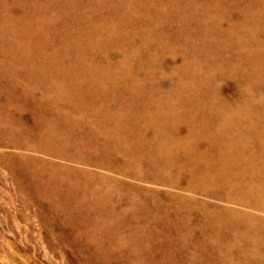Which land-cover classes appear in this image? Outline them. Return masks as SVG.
<instances>
[{"label":"bare ground","instance_id":"6f19581e","mask_svg":"<svg viewBox=\"0 0 264 264\" xmlns=\"http://www.w3.org/2000/svg\"><path fill=\"white\" fill-rule=\"evenodd\" d=\"M58 1H61V0H58ZM75 2L77 4V1ZM254 2L255 1H252L251 4L252 3L254 4ZM57 3H60V2H57ZM228 3L231 4L230 0ZM236 4H237L236 2H233V6H235ZM37 5L39 4H36V6ZM177 5L179 6L183 5V7L187 9L183 11L179 10ZM225 5L228 6L226 3L224 4L221 3V8H220L221 13L220 14L227 13L229 7L227 9ZM191 6H192V3L188 1L182 3L181 0H116V8L114 7L115 15H113L115 16V18L113 17L114 18V19L112 18L113 20L111 19L106 20L107 26H111L112 29L106 30L107 31L106 33L104 32L105 30L103 28L102 29L104 30L103 31L104 39H107V42L120 43L122 47L124 46L125 51H123L124 53L123 61L117 62V63H113V62L111 63L110 61H107V66L105 67L94 66L86 62L84 58V54H86V51H84V49L88 48L89 45L87 46L84 44V36L90 32V29L89 28L84 29L80 27L82 30L84 29L83 32L81 31L82 36H80L81 35L80 34L78 35L80 36L79 38H76V39L68 38L67 39L68 44H74L78 47V48L76 47L78 49L76 53L78 57H81V58L77 57V61L79 59L81 60V62L77 63L75 67L73 66L75 71L73 72V74H70L71 77L67 76L69 79L66 82L59 83L56 81H46L45 76H43V74L39 72L42 69L38 66H35V65L33 66L30 64L33 60L31 59L32 56L29 57L28 55L29 50L28 51H19V50L16 51L15 49L13 50V47H11L12 51H5L7 53L5 54L9 55V58L7 59H10V60L4 67V71H5L4 74L8 76V75L15 74L16 72L18 73L19 71H24V74H26L24 78L27 81V85L39 87L41 89L42 94L43 95L45 94L47 98H39V99L34 98L33 101L37 105L38 115L37 117H35L36 120H34L33 123L29 122L27 124H24L23 122L25 121L21 122L18 118L13 117V116L12 118L11 116L10 118H7V119L5 118V121L0 120V146L1 145L2 146H13V147L25 148V149L26 147H29V148L40 150L41 152L49 151L48 153L53 152L55 154L61 155L60 157L63 160H66V159L62 158V156L64 157L66 156L71 159L83 161L84 164H86L85 162H91V165H89L90 167L92 166V164L101 165L99 167H102V166L107 167L121 174H125V176L127 175V176H130L131 178H134V181L135 179H138L140 181L145 180V182L149 181L153 184H163L165 186L166 185L169 186L166 189L170 187H185L187 190H190L191 192H194V193L209 195L215 198H219V199L221 198V199H225V200L237 203V204H241V206L243 205L245 207V208L243 207L242 211L231 209V208H221V209L216 208L213 212H215L216 213L215 215L217 216L215 215L207 216L205 218L206 220L204 219V222L210 225L216 226L215 228L217 230L226 229L228 227L230 229L236 230L237 232L243 231L242 233H244L245 231L247 233L246 243H242V242L239 243V241L234 239L235 243H233L231 246L229 247L222 246L220 243H218L220 240L223 239L219 235V236H216L215 238L216 243L214 244L210 243L211 245L208 244V246L209 248L211 247L212 251L225 249L223 255L219 254L220 257L229 258L230 256L229 252L232 251L233 253L234 251L235 254L238 253V254H241L242 256H247V255L254 256L256 264H262L264 263V235H261V233L263 234L264 232V143L261 140H257V138L264 136V125L259 126V128L258 127L249 128V129L246 128L244 130H236L232 128H219L217 130H220V131H217L215 133L216 135H214V137H216V139L219 138V140H216L215 138L213 139L207 138L208 140L206 138H203L202 140L194 141L192 140L193 138L189 137L190 136L189 129L181 128L182 126H184L183 124H185L186 122L190 120H195L196 118H201L202 120H207V121L214 119L216 121L221 122L225 120V118L227 117L223 114H219L217 116H209V115L204 114L198 117L197 115L187 116L185 114H181L175 111V109L172 108L170 105L171 99H172L171 97H173L172 95L167 94L165 90H162V89L151 91V90H154V88L157 85L161 84L160 82L162 81L159 75L154 74L160 68H159V61L157 62V60H155L154 56L152 55L153 51L158 52L159 48L163 49L167 45H172V46L175 45V47L182 46L183 48L182 51H184L187 57L186 60H183L185 61V63L183 62L185 66L183 68V73L181 72V75L183 74V77L181 78L182 81L194 82V81L199 80L202 83L212 84L216 86V89L214 90V93H213L214 97L224 102L227 100L234 99L233 98L234 95L232 97L225 95L223 91L220 89V87L218 86V81L221 79L230 78V76H235L236 80H238V89H239L238 93L235 92L238 95L237 97H244L246 99H253L255 101H261V103H264V94L259 95V93L257 92L259 89L264 88V51H255V54L252 57L248 58L247 61L250 62V65H249L250 67L246 68L248 69V74H246L240 67L237 68L235 58H232L228 66H225V65H221L220 67L218 66L219 67L218 73L214 76H211L213 68H211L210 65L212 64L220 65V60L217 62L215 60L210 59L209 56L204 57V55L199 54L197 51H186L190 47L196 46L197 43H195L194 41H191L188 36L176 35V34H173L172 32V29L175 24L174 22L175 19H178V21L179 20L196 21L199 19L205 20V16H204L205 9L203 10L194 9V11L190 13L188 11L190 10ZM112 7L113 6H111L110 8ZM38 9H40V7ZM85 15H87V13ZM69 17L71 16L69 15L68 18ZM68 18L67 20H69ZM250 19L254 21H264V15L254 16L252 14L250 15ZM57 21L58 20H56V22ZM71 21L73 22L74 20H71ZM68 23L66 25H68ZM75 28L77 29V27ZM45 32H48V31L45 30ZM74 33L76 32L74 31ZM22 35H23V32H22ZM87 35H90V33ZM134 36H137V40L134 39ZM26 37L29 38L30 36L29 37L26 36ZM99 38L101 39V37ZM50 41H53V39ZM27 43L29 44V42ZM66 44H65V47H66ZM9 46H12V44ZM259 47L264 48V44L259 45ZM110 49L111 47L109 48V50ZM43 51H39L40 55L44 54ZM1 54H4V53H1ZM48 54L50 55V53H47V55ZM47 55L44 54L43 56H47ZM103 55H106V54H103ZM43 56H40V58L41 57L43 58ZM48 57H45V59H47ZM58 57L55 58V60H50V61L56 62L55 68H57V70H64L63 61H60ZM201 60H203V65L200 62ZM221 60H224V59L222 58ZM40 61L42 62V59ZM33 62L32 64L35 63ZM142 68H148L150 71L152 70L150 72L151 75H149V77L144 82L138 79L137 75L134 74L137 69L140 70ZM82 71L83 72L90 71V74L87 75L88 77L80 78L77 75L78 73ZM137 72L138 71H136V74ZM74 74H77V75H74ZM4 77L5 76H3V78ZM19 77L17 80H19ZM57 77L56 79H58ZM4 81H2L1 83H5ZM20 82L22 81L20 80ZM2 85L3 87L7 86V84H2ZM9 85H12V84H9ZM17 85L18 86L16 87V89L18 90V87H20L19 86L20 84H17ZM6 88L7 89L10 88V86ZM246 89H248V91ZM13 92L15 91H12L10 93L12 95L11 100L14 102V100L17 98V95H15L16 93L14 94ZM36 95H37V92L36 94H34V97ZM6 98H7V95H6ZM7 102L9 103L10 101H7ZM2 104H3V101H2ZM261 106L264 107V105H261ZM158 107H161V108L157 109ZM1 108L2 107L0 105V109ZM153 108H155L156 110H153ZM10 109H11L10 106L9 107L6 106L5 110L2 112H5V111L9 112V115H10ZM22 112L25 113L26 111L25 112L22 111ZM33 112H31L32 115H33ZM23 113H21V115H23ZM6 114L7 113H5L4 115ZM32 117L34 118V116ZM1 118L3 117L1 116ZM12 131H15L13 134H16L17 136L14 140H9L7 139V137L9 136V133ZM241 137H245L246 140H241ZM201 143H207V144L217 143L219 144V146L226 148L227 152L225 153L223 152L220 154L206 153L205 151H203L202 149L203 146L201 145ZM228 148H231V149H228ZM236 148H240L241 150H232ZM250 148H253L255 150H252ZM0 149H3V148H0ZM48 153H45V154H48ZM23 156L26 157V155H23ZM47 158H44V159H47ZM31 161L33 162V160ZM7 162L9 164L10 161H8L7 159ZM38 162L41 163V161H38ZM51 162H52V159H51ZM64 162H67V161H64ZM60 163H59V167H61ZM49 164H48V167H49ZM69 164L72 165L71 163ZM36 166L38 165L35 164V167ZM52 166L54 167L56 165L52 164ZM52 166H50L49 168H51ZM45 169H47V167H45ZM54 170H56V168ZM67 171L69 172V170H66V172ZM73 172H76V171H73ZM49 173H51V171ZM57 173H58V170H57ZM59 173L61 174V172ZM102 173L100 172V174ZM39 174L40 173H38V175ZM186 175L188 178L187 180L185 179ZM64 176L62 177L61 175L62 178H65ZM57 178L55 179L58 180ZM77 178H80V177H77ZM76 180H79V179H76ZM52 182L53 181H51V183ZM61 183H63V180ZM73 184H75L74 181H73ZM99 185L101 187V183ZM99 185L91 186L90 184H87V185H83L82 187L78 186L77 187L78 189L75 188V190L77 191V194H76V198L74 202L67 204L66 202L67 199L65 201L61 199L62 203H64L61 206L62 207L64 206L65 208L64 222L66 221V223L72 224L75 227L76 226H80L82 228L87 227L88 229L87 234L83 236L84 240H82L83 242H86L84 246L87 248L88 253H89V259L88 261H86L85 264H92V263L107 264V258H108L107 253L110 254L111 252L116 251L114 254L115 256H117L116 253L118 250H120L122 251V255L123 253H125L126 254L125 256H127L130 253L128 251L129 248L133 250L134 249L139 250V248L143 246H147L150 244L153 245L154 243L152 244V242L158 239V236H157L158 229L156 227L152 228L151 226L150 229H146V227L145 229L135 228L136 226L134 228H129L130 223L134 224L135 222H138L137 218L139 214H142L145 217L144 219H147L146 221L150 223L148 225H151V224L159 225V229H160V227H162V224L166 222L159 215V213L163 211V209L168 211L170 207H173L175 206V204H177L179 209H186V210L191 211L192 210L191 206L193 205V203L194 202L195 204L197 203L196 199H191L180 193L170 194L168 196L169 199L167 200L159 199L155 193L150 194V192H145L146 189L141 188L138 185L132 186L133 182H132V185H128V184L124 185L123 183H121V181L120 182L115 181L114 186L117 187L118 189V192L120 194L119 195L120 199L122 200L128 199L132 195L131 192H138V193L145 192L146 193V194L144 193L145 197L143 199L136 200L134 202L132 201V205L129 210L119 211V210H116V207H115L117 206L116 202L109 203L108 200L110 199L109 197L110 192L108 193L107 191V200H106L107 207H105L107 208L106 212H100L101 210L100 209L99 213H95V212H92L93 205H94V208L98 206L103 207L104 203H102L101 201H103V198H106V194L104 191L109 190L107 186H106L107 189H105V188H99ZM43 186L44 188L47 187L45 185ZM28 187L30 188V186ZM43 189H41V191ZM47 189H49V187ZM173 190H175V188ZM43 191L45 193V189ZM43 191L41 192V194L43 193ZM10 192L12 191L10 190ZM34 192H36V190L33 191V193ZM48 193H45V194H48ZM86 193L92 194L93 197L95 198L99 197L101 199V196L103 197L101 201L99 200L100 202L93 201L94 199L91 196L86 197V198L83 197V195H86ZM111 195H112V192H111ZM53 196L55 198L54 194ZM133 196L134 195H132V197ZM47 197L49 199L51 197L52 199V196L49 197V195H47ZM47 200L48 199H45V201ZM53 203L50 205L55 206V204ZM161 205H164V206H161ZM235 206L236 205H234V207ZM237 207H240V205ZM30 208H31V205H30ZM258 212L263 213V215L262 214H261L262 216L258 215L257 214ZM41 218H43V216H41ZM188 222H190V220L185 219L183 221V224L188 223ZM144 224L145 223H143V225ZM172 224L174 225V223ZM47 225H48V222H47ZM177 228H180V227H177ZM182 229H180V231ZM165 231H166V228H165ZM172 233L173 232H171L170 234L172 235ZM236 235L239 236L238 233ZM197 236L196 238H198ZM185 237L183 240L187 239V238L185 239ZM190 237H189V240L192 242ZM178 240L179 239H177V242ZM183 240H182V243H183ZM50 241H52V238L50 239ZM201 241H200L201 242L200 247L201 245L205 247L206 245H203L204 244L203 240ZM53 242L55 243V241ZM70 242H72V240ZM183 244L185 246V243ZM189 244L191 245L192 243H189ZM53 245L55 244H52V246ZM155 245L156 244H154V246ZM168 249L171 250L170 247H168ZM199 249L200 248L198 247L197 250ZM39 252L40 251H38V253ZM168 252H167V255H168ZM181 253H183V251ZM119 254L120 253L118 251V255ZM131 254L132 253H130V255ZM184 254H186V252H184ZM200 254H202L201 250H200ZM210 255H212V252ZM134 256L135 255H132V257ZM215 256H218V255H215ZM1 257L2 255L0 256V258ZM122 257L120 255V257H118L119 260L120 258L122 260L124 259L126 260V258L123 257L124 258L123 259ZM127 258L129 257L127 256ZM186 258L181 259L182 260L181 262L183 263V260H186ZM217 258L215 257V259ZM135 259L137 260L139 258L135 257ZM172 259L174 261L176 258L175 259L172 258ZM191 259H194V258H191ZM156 260L157 259H155V261ZM224 261L226 263L232 262V259H226ZM176 262L178 261H175L174 263L176 264ZM162 263L164 264L165 262H162ZM174 263L172 262V264ZM201 263L203 264V262Z\"/></svg>","mask_w":264,"mask_h":264},{"label":"rangeland","instance_id":"374dc122","mask_svg":"<svg viewBox=\"0 0 264 264\" xmlns=\"http://www.w3.org/2000/svg\"><path fill=\"white\" fill-rule=\"evenodd\" d=\"M29 1L30 0H28V2ZM75 1H77V4ZM186 1L192 3V6L190 7V10L188 11L190 13H192L194 9H200V10L205 9L204 11L205 20L199 19L196 21H190V20H187V21L179 20L178 21V19H175L174 21L175 24L172 29L173 34L188 36L191 41H194L195 43H197L196 46L190 47L186 51H197L199 54L204 55V57L209 56L210 59L215 60L217 62L220 60V65H214V64L210 65L209 64L210 67L213 68L211 76H214L218 73L219 67L221 65L228 66L232 58H235L236 67L237 68L240 67L246 74H248V69H246L250 67L249 66L250 62L247 61L248 58L252 57L255 54V51H264V48L259 47V45L264 44V21H254L250 19V15L252 14L254 16L264 15V0H251V1L250 0H230L231 4L228 3L229 0H224V1L223 0H181L182 3ZM252 1H255L254 4L253 3L251 4ZM28 2L27 0H0V25H1L0 27V45H1L0 46V55H1L0 56V76H1L0 77V88H1L0 89V95H1L0 105L2 107L0 109V114H1L0 120L5 121V118L6 119L10 118V116L12 118L13 116V117L18 118L21 122L25 121L23 122L24 124H27L29 122L33 123V121L36 120L35 117H37L38 115L37 105L33 101L34 98L35 99L36 98L37 99L47 98V96L45 94L44 95L42 94L41 89L39 87L27 85V81L24 78L26 76V74H24V71H19L18 73L16 72L15 74L8 75V76L4 74L5 73L4 67L10 60V59H7L9 58V55H6L7 53L5 51H12L11 47H13V50L15 49L16 51L18 50L28 51L29 50L28 55L29 57L32 56L31 59L35 62L34 63L32 61L34 64H32V62L30 64L33 66L34 65L38 66L42 69L39 72L42 73L43 76H45L46 81H56L59 83L66 82L69 79L67 76H70V74H73V72L75 71L74 67L77 65V63L81 62V60L79 59L77 61L78 55L76 52L78 51L77 49L78 47L74 44H68L67 39L68 38H73V39L79 38L80 36H82V32L86 28L90 29V32H89L90 35H87L89 34L87 33L84 36V44L87 46L89 45L88 48L84 49V51H86V54H84V58L86 62L94 66L105 67L107 66V61H110L111 63L112 62L113 63L122 62L124 58L123 51H125L124 46L122 47L120 43H110V42H107V39H104V32L106 33L107 32L106 30L112 29L111 26H107L106 20H109V19L113 20L115 18V16L113 15H115L114 7L116 8V0H72V1L71 0L70 1L69 0H61V1L31 0L29 3ZM57 2H60V3H57ZM90 2H92L94 5ZM233 2H236L237 4L233 6ZM221 3L223 4L226 3L228 5V6L225 5L227 9L229 7L227 13L225 14H220L221 13V10H220ZM36 4H39L40 6L39 5L36 6ZM81 5L82 6L84 5V6L82 7ZM21 6L27 7V8L24 7L26 10ZM111 6L113 7L110 8ZM180 6L177 5L179 10L183 11L187 9V8H184L183 5H180ZM39 7L40 9H38ZM107 7L109 8V10ZM86 13L87 15H85ZM40 15L42 18L40 17ZM69 15L71 17L68 18ZM67 18L69 20H67ZM56 20L58 21L56 22ZM71 20H74V21L72 22ZM67 23L68 25H66ZM69 25L72 27H70ZM59 26L61 28L63 27L62 30ZM75 27H77V29ZM80 27L84 29L82 30ZM45 30H47L48 32H45ZM74 31L76 33H74ZM22 32H23V35H22ZM26 36L28 37L30 36V37L27 38ZM99 37H101L102 40ZM52 39L53 41H50ZM88 39H90L91 41ZM134 39L137 40V36H134ZM27 42H29L30 45ZM11 44L12 46H9ZM65 44H66V47H65ZM108 47L109 48L111 47V49L109 50ZM182 49H183L182 46L175 47V45L173 46L167 45L163 49L159 48L158 52L153 51L152 55L154 56L155 60H157V62L159 61V68H160L154 74L159 75L162 81L160 82L161 84L155 87L156 89L154 88V90H151V91L162 89V90H165L167 94L172 95L173 97H171L172 99H171L170 105L172 108L175 109V111L181 114H185L187 116L197 115V117L204 115V114L209 115V116H217L219 114H223L227 117L225 118V120L221 122L216 121L214 119L207 121V120H202L201 118H196L195 120H190L186 122L185 124H183L184 126H182L181 128L189 129L190 131L189 137L193 138L192 140L194 141L202 140L203 138H206V139L215 138L216 139L214 135H216L215 133L217 131H220V130H217L219 128H232L236 130H244L246 128L247 129L255 128V127L259 128V126L264 125V107L261 106V105H264V103H261V101H255L253 99L237 97L238 95L235 92L238 93L239 89H238V80H236L235 76H230V78L221 79L218 81V86L220 87V89L223 91L225 95L230 96V97L234 95L233 96L234 99L227 100L224 102L214 97L213 93H214V90L216 89V86L212 84L202 83L199 80L194 81V82L182 81L181 78L183 77V74L181 75V72L183 73V68L185 66L184 65L185 61L183 60H186L187 58L184 51H182ZM63 50L66 52H64ZM39 51H43L45 55H47V53H50V55L49 54L47 56H43L44 54L40 55ZM1 53H4V54H1ZM103 54H106V55H103ZM40 56H43V58L42 57L40 58ZM45 57H48V58L45 59ZM57 57L60 61H63L64 70H57V68H55L56 62L50 61V60H55V58ZM219 57L221 59L223 58L224 60H221ZM78 58H81V57H78ZM41 59H42V62L40 61ZM200 62L203 65V60H201ZM40 63L41 64L43 63L44 65L43 64L41 65ZM136 71H138L137 74H136ZM136 71L134 74L137 75L138 79L144 82L149 77V75H151L150 72L152 70L150 71L148 68H142L140 70L137 69ZM89 74H90V71H84V72L82 71L78 73V75L77 74H74V75H77L78 77L82 78V77H88L87 75ZM3 76L5 77L3 78ZM18 77H19V80H17ZM56 77L58 79H56ZM1 80L2 81L5 80L4 81L5 83H1L2 82ZM20 80L22 82H20ZM2 84H7V86H4L5 87L4 88ZM9 84H12V85H9ZM17 84H20L19 85L20 87H18V90L16 89V87L18 86ZM9 86L10 88L7 89L6 87H9ZM246 90L248 91V89ZM12 91H15L13 93L14 94L16 93L15 95H17V98L14 100V102L11 100L12 95L10 92ZM36 92H37V95L34 97V94H36ZM257 92L259 93V95H263L264 88L259 89ZM6 95L9 100L6 98ZM2 101H3V104H2ZM7 101H10V102L8 103ZM6 106L11 107L10 115H9V112H6V111L2 112L5 110ZM160 108L161 107H158L157 109H160ZM153 110H156V109L153 108ZM22 111L24 112L26 111L27 113L26 112L23 113ZM31 112H33V115ZM5 113L7 114L4 115ZM21 113H23V115H21ZM1 116L3 118H1ZM32 116H34V118ZM14 132L15 131L10 132L7 139L14 140L17 136L16 134H13ZM216 140H219V138ZM241 140H246V139L245 137H241ZM257 140H261L264 143V136L257 138ZM201 145L203 146L202 147L203 151H205L206 153L220 154L223 152L224 153L227 152L226 148L219 146V144L217 143L215 144L201 143ZM0 148H3V149H0V253H1L0 256L2 255V257L0 258V264H85L86 261H88L89 259V253H88L87 248L84 246L86 242H83L82 240H84L83 236L87 234L88 229L87 227L86 228H82L80 226L75 227L72 224L66 223V221L64 222L65 208L64 206L62 207L61 205L64 204L62 203V200L65 201L67 199L66 200L67 204L75 201L76 194H77V191L75 190V188H77L78 186L82 187L83 185H87V184H90L91 186L92 185L98 186L100 183H101V187L99 185V188H105V189L108 188L110 190V191L109 190L104 191L106 194V198H103V201H101L103 196H101V199H100L99 197L97 198L93 197V195L89 193H86V195H83L84 198L91 196L94 199L93 201L100 200L102 203H104L103 207H99V206L96 207L98 209L94 208V205H93L92 212H95V213H99L100 209H101L100 212H106L107 208L105 207H107V201H106L107 191L108 193L110 192L109 197L111 200L110 199L108 200L109 203L116 202L117 206L115 207H116V210H119V211L129 210L131 208L132 201L134 202L136 200L143 199L146 194L145 192H150V194L155 193L159 199H166V200L169 199L168 196L170 194L180 193L191 199H196L197 201L196 204L194 202L193 205L191 206L192 207L191 211L186 210V209H179L177 204H175V206L173 207L169 206L170 209L168 211L163 209V211L159 213L160 217L166 221L164 224H162V227H160V229L162 230L159 229V225H154V224L148 225L150 223L146 221L147 219H144L145 217L142 214H139L137 218V221L139 222V224L138 222H135L134 224L130 223L129 228H134L135 226H136L135 228H140V229H145V227L146 229H150L151 226L152 228L156 227L158 229L157 230L158 239L152 242V244L154 243L156 245L154 246V244L153 245L150 244L147 246H143L139 248L140 251L138 249L133 250L129 248L128 251L132 254L130 255L129 253V255L127 256L130 259L127 258V256H125L126 255L125 253H123L122 255V251L120 250H118L120 253L119 255L117 251L116 253L117 256H115L114 254L116 251L111 252L110 254L107 253V257H108L107 264H121V263L125 264V262L126 264H131V263L133 264L134 263L135 264H145V263L163 264L162 262H165L164 264H167V262L168 264L169 263L172 264V262L174 263L175 261L181 262L182 261L181 259H185L186 257H188L186 258L187 261L183 260V263L185 264L187 263L188 264H198V263L202 264L201 262H203V264H256L254 256H251V255L242 256L241 254H238V253L237 255L234 253V251L233 253L231 251L229 252L230 253L229 258H223V257H220L219 254L223 255L225 249L212 251L211 247L209 248L208 246V244L211 245V244L216 243L215 238L216 236H219V235L223 238L222 240L218 242L222 246L229 247L233 243H235V240L239 241V243L241 242L246 243L247 233L245 231L244 233H242L243 231L237 232L236 230L230 229L228 227L226 229L217 230L215 228L216 226L210 225L204 222V219L207 216L216 214L215 212H213L216 208H220V209L221 208H231V209L242 211L244 206L243 205L241 206V204H237V203H234V202H231L225 199H221V198L220 199L215 198L209 195L194 193V192H191L190 190H187L185 187H170L166 189L169 186L167 185L165 186L163 184H153L149 181L145 182V180L140 181L138 179H135L134 181V178H131L130 176H127V175L125 176V174H121L107 167H104V166L99 167L101 165H97V164H92L93 167L92 166L90 167L89 165H91V162H85L86 164H84L83 161L71 159L66 156L65 157L62 156V158L66 159V160H63L60 157L61 155L55 154L53 152L48 153L49 151L41 152L40 150L29 148V147H26L25 149V148H18V147H13V146H2V145L0 146ZM228 149H231V148H228ZM250 149L255 150L253 148H250ZM232 150H241V149L236 148ZM43 152L48 153V154H45ZM23 155H26L27 159ZM38 157L41 159H39ZM44 158H47V159H44ZM7 159L8 161H10L9 164L7 162ZM51 159H52V162H51ZM31 160H33V162ZM38 161H41V163ZM64 161H67V162H64ZM68 161L72 165H70ZM54 162L57 164H55ZM51 163L56 166L53 167ZM59 163L61 164L60 165L61 167H59ZM35 164L38 166L35 167ZM48 164H49V167L50 166L52 167L49 168ZM76 165L78 168L76 167ZM45 167H47V169H45ZM94 167L95 168L97 167V168L95 169ZM55 168L56 170H54ZM24 169L26 170V172ZM57 170H58V173H57ZM66 170H69V172L68 171L66 172ZM72 170L76 172H73ZM50 171L51 173H49ZM17 172L19 173V175ZM59 172H61V174ZM100 172L101 173L103 172V173L100 174ZM38 173H40L39 174L40 176L38 175ZM56 173L58 176L56 175ZM75 173H77L78 175ZM61 175L62 177L64 175L66 176H64L65 178H62ZM77 177H80V178H77ZM55 178H57L58 180H56ZM76 179H79V180H76ZM185 179L186 180L188 179L187 175ZM62 180H63V183H61ZM51 181L53 182L55 181V182L51 183ZM73 181L75 184H73ZM115 181H119V182L121 181V183H123L124 185H127V184L132 185V182H133L132 186L138 185L139 187L146 189V191L144 192L145 194L140 193V192L139 193L131 192V194L134 195L133 197L131 195L128 199L122 200L120 199V196H119L120 194L118 192L117 187L114 186ZM45 183H47L48 185ZM43 185L47 187L44 188ZM28 186H30V188ZM55 186L58 189H56ZM48 187L49 189H47ZM53 187L55 188V190ZM43 188L45 189V193H48V192L49 193L45 194L43 191L44 190ZM174 188L175 190H173ZM41 189H43L42 191L44 194L43 193L42 194L44 195V197L41 194L42 192ZM10 190L13 193L10 192ZM35 190L36 192H34L35 193L34 195L33 191ZM26 191L28 192V194ZM111 192H112V195H111ZM53 194L55 195V198ZM47 195H49V197L52 196V199L51 197L50 199L51 201L52 200L54 201L51 202L50 199L47 197ZM45 199H48V200L45 201ZM52 203L55 204V206L50 205ZM29 204L31 205L32 209L30 208ZM232 204L236 206L234 207V205ZM239 205L240 207H237ZM161 206H164V205H161ZM39 213H41L42 215ZM257 214L263 215V213L261 212H258ZM38 215L40 216V218ZM173 215L176 218H174ZM41 216H43L44 219L41 218ZM185 219L190 220V222L185 223L187 225L183 224V221ZM47 220H49L50 222ZM47 222H48V225H47ZM143 223L145 224L143 225ZM172 223H174V225ZM136 224L138 225V227ZM177 227H180V228H177ZM165 228H166V231H165ZM180 229L182 230L180 231ZM233 230L236 232H234ZM171 232H173L172 233L173 237L170 234ZM235 233L236 234L238 233L240 237L236 235ZM163 235H165L167 238ZM193 235L195 238L193 237ZM261 235H264V232L263 234L261 233ZM196 236L198 238H196ZM50 237L52 238V241H50L51 239ZM184 237L185 239L187 238L186 239L187 241L183 240ZM189 237L192 240V242L189 240ZM177 239H179L178 242H177ZM68 240L69 242L72 240V242L69 243ZM182 240H183V243H185V246L182 243ZM201 240H203L204 244L203 243L202 244L206 245L205 246L206 248L203 247L202 245L200 247V243L202 242ZM53 241H55V243ZM189 243H192V244L190 245ZM52 244H55L53 245L54 247L52 246ZM197 246L200 248L199 250H197L198 249ZM168 247H170L171 250L168 249ZM37 250L40 252L38 253ZM200 250L202 254H200ZM182 251L183 253H181ZM202 251L203 252L205 251L204 254ZM167 252H168V255H167ZM184 252H186V254H184ZM211 252H212V255H210ZM173 254L176 256H174ZM214 254L218 255L219 257L215 256ZM120 255L121 257L123 256L124 258H126L125 260L122 257L125 260V262L121 258L119 260L118 257H120ZM132 255H135V256L132 257ZM135 257L139 259L136 260ZM215 257L216 258L218 257V258L215 259ZM172 258L174 259L176 258V259L173 261ZM191 258H194L195 260ZM213 258L215 259V261ZM155 259H157L158 261L156 260L157 261L156 262ZM226 259H232V262L226 263L224 261ZM188 260L189 261L192 260L193 262L190 261L189 263ZM178 262H176V264ZM183 263L181 262L180 264H183ZM92 264H96V263H92Z\"/></svg>","mask_w":264,"mask_h":264}]
</instances>
